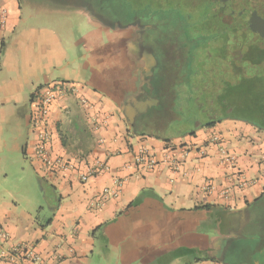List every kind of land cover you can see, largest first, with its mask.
<instances>
[{
	"label": "crops",
	"instance_id": "obj_1",
	"mask_svg": "<svg viewBox=\"0 0 264 264\" xmlns=\"http://www.w3.org/2000/svg\"><path fill=\"white\" fill-rule=\"evenodd\" d=\"M100 25L84 6L0 0V225L10 234L0 264L13 245L44 264H241L225 244L241 238L251 207L264 202V133L232 119L173 139L140 133L142 101L158 99L141 96L154 56L132 52L123 35L97 36ZM49 83L77 87L48 118L50 158L74 166L39 155L35 94ZM142 146L156 165L135 162ZM96 159L108 169L82 182ZM238 170L250 185L228 181ZM118 182L119 196L99 205Z\"/></svg>",
	"mask_w": 264,
	"mask_h": 264
},
{
	"label": "flooded vegetation",
	"instance_id": "obj_2",
	"mask_svg": "<svg viewBox=\"0 0 264 264\" xmlns=\"http://www.w3.org/2000/svg\"><path fill=\"white\" fill-rule=\"evenodd\" d=\"M50 1L84 6L102 23L96 15L95 0H83L85 3H80L81 0ZM207 1L198 23L194 20L187 23L192 37L159 29L141 30L139 36L130 30L117 31L114 35L125 36L134 53L149 51L153 54L152 75L146 76L141 96L158 98L156 107L162 113L172 111L177 97L175 91L181 90L188 101H196V109L201 108L205 122L232 119L264 133V95L260 86L264 80V0ZM162 12L165 17L170 14ZM155 13L149 15L155 17ZM174 15V20L183 19L179 11ZM184 17L191 19V14ZM172 18H165L157 27L160 23H169ZM251 18L260 21L254 24L260 25L255 26V30L250 28ZM223 32L227 34L222 35ZM245 62L250 65L241 66ZM250 210L241 238L228 240L225 255H235V260L241 264H264V202L254 204ZM246 242L250 244L243 245ZM239 249L244 251L241 257Z\"/></svg>",
	"mask_w": 264,
	"mask_h": 264
},
{
	"label": "rangeland",
	"instance_id": "obj_3",
	"mask_svg": "<svg viewBox=\"0 0 264 264\" xmlns=\"http://www.w3.org/2000/svg\"><path fill=\"white\" fill-rule=\"evenodd\" d=\"M97 3L98 18L101 19V25L96 27L97 36L109 37L110 35L125 30L132 31L135 35L139 36L141 30H167L185 34L192 37L190 34L191 29H187L188 22H195L201 18L207 7V0H95ZM102 2V3H101ZM80 3H85L81 0ZM102 4V5H99ZM104 7L102 10L101 8ZM168 12V16L161 15V12ZM176 11L181 12L183 19L175 20ZM150 12H156L155 17L149 15ZM163 13V12H162ZM186 14H191V19L184 17ZM164 15V16H163ZM172 15V16H171ZM168 18L172 21L160 25L157 23L162 22ZM158 19V20H157ZM167 19V20H168ZM106 32V34H105ZM249 62L242 63L241 66L248 67ZM264 67V62L262 63ZM262 94L264 95V80L260 83ZM177 97L175 100V107L172 111L162 113L159 107L152 106L148 111L142 113L137 118V130L140 133L155 135L163 139H173L176 137H185L186 134L191 133L193 130L202 127L201 122L204 120L200 111L197 112L196 104L193 99L188 101L183 91L176 90ZM194 97V96H193ZM189 102V104H188ZM204 122V121H203Z\"/></svg>",
	"mask_w": 264,
	"mask_h": 264
},
{
	"label": "built area",
	"instance_id": "obj_4",
	"mask_svg": "<svg viewBox=\"0 0 264 264\" xmlns=\"http://www.w3.org/2000/svg\"><path fill=\"white\" fill-rule=\"evenodd\" d=\"M2 19L5 17L2 13ZM77 87L70 83H63L61 85L49 83L40 88L36 94V108L33 116V125L39 129V155L47 164L53 165L58 163L61 167L63 166H74L67 160L62 158L56 159L54 162L49 156L48 143L51 138V129L49 128V115L50 110L57 98L66 93H75ZM82 102L88 106V101L83 99ZM95 120V119H94ZM212 142L217 146L218 150L223 154V160L229 164V168L235 170L237 166L236 158L230 154L223 144V139L220 135H216L212 138ZM135 162L138 165L152 167L156 165V159L154 154L151 152L150 148L147 146H142L139 152L135 156ZM86 171L80 174L82 182H88L97 173L107 170V163L96 159L92 165H89ZM228 176V181L235 183L236 187H245L250 185L251 180L244 177L243 174L238 170L237 172L230 173ZM122 184L118 182L116 190H111L106 187L103 190L101 198L99 200V205H102L109 197H118ZM10 240V234L6 228L0 225V243L7 242ZM5 258V264H21V259L23 256L29 260L28 264H44L43 258L34 249L28 248L24 249L21 245H13L11 250H4L3 255Z\"/></svg>",
	"mask_w": 264,
	"mask_h": 264
},
{
	"label": "water",
	"instance_id": "obj_5",
	"mask_svg": "<svg viewBox=\"0 0 264 264\" xmlns=\"http://www.w3.org/2000/svg\"><path fill=\"white\" fill-rule=\"evenodd\" d=\"M258 20H259V18H258ZM249 24H250V28L255 30V28H256L255 26H260V25H254V24H260V21L256 22L255 19L251 18ZM262 34H264V28L262 30ZM157 103H158V99H155V98H149L148 100L142 101L139 112H145L148 107L155 105ZM130 118H132V117H130Z\"/></svg>",
	"mask_w": 264,
	"mask_h": 264
},
{
	"label": "trees",
	"instance_id": "obj_6",
	"mask_svg": "<svg viewBox=\"0 0 264 264\" xmlns=\"http://www.w3.org/2000/svg\"><path fill=\"white\" fill-rule=\"evenodd\" d=\"M226 30H227V28H226ZM219 34H220V33H219ZM225 34H227V33H226V32H223L222 35H225ZM216 35H218V34L216 33ZM198 111H200V114H201V108L198 107V108H197V112H198ZM203 121H204V120H203ZM203 121L201 122L202 126H203V125H214V124H215V122H209V123H208V122H205V121L203 122Z\"/></svg>",
	"mask_w": 264,
	"mask_h": 264
}]
</instances>
